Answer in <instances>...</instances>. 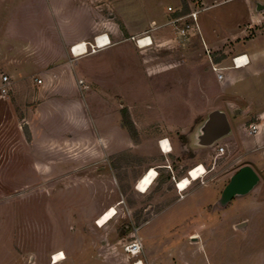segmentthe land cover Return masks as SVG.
Wrapping results in <instances>:
<instances>
[{
	"label": "rangeland",
	"instance_id": "1",
	"mask_svg": "<svg viewBox=\"0 0 264 264\" xmlns=\"http://www.w3.org/2000/svg\"><path fill=\"white\" fill-rule=\"evenodd\" d=\"M127 1L128 18L146 31L111 53L73 61L74 68L83 62L87 87L52 90L41 106L46 117L37 116L36 96L27 97L36 106L27 117L30 110L19 112L26 94L8 92L14 113L0 117V264H53L56 252L65 257L55 264H264V117L248 115L264 108V70L229 85L213 70L240 51L264 57V8L256 9L264 0ZM176 18L179 27L190 24L185 35L168 23ZM147 35L152 43L138 47L134 39ZM86 95L91 113L68 103ZM100 104L109 113L96 115ZM214 109L225 112L232 132L198 146L197 129ZM112 119L115 128L105 126ZM249 125L258 126L256 134ZM122 132L131 147L116 145ZM107 138L115 146L109 163L80 167L74 152L85 144L91 159ZM164 139L170 153L159 146ZM142 162L160 170L144 194L130 180ZM107 165L115 179L103 173ZM199 165L205 173L178 192L175 182ZM245 165L258 175L257 185L213 208ZM112 182L113 192L106 189ZM113 195L121 197L116 214L96 226L90 214ZM242 222L245 230L237 228ZM137 238L142 250L130 256L124 246Z\"/></svg>",
	"mask_w": 264,
	"mask_h": 264
},
{
	"label": "crops",
	"instance_id": "2",
	"mask_svg": "<svg viewBox=\"0 0 264 264\" xmlns=\"http://www.w3.org/2000/svg\"><path fill=\"white\" fill-rule=\"evenodd\" d=\"M2 10L9 11L3 13ZM129 10V1L127 0H0V87L2 86V76H8L7 93L1 94L0 92V99H3L0 102V117L8 114L12 116L14 113L12 100L8 96L9 91L19 97L26 94L25 98L22 97L25 103L19 112L22 113L21 109L26 108L30 110L28 113H31L27 117L33 116L36 106L31 104V98L36 96L37 116L46 117V108H41V106L43 107L46 97L52 90H64L75 85L81 91V88L87 87L81 78L85 74L83 62L81 61L76 68L72 67V62L83 60V58L98 52L111 53V49L114 51V47L126 42L131 35L144 33L146 26L130 20L126 14V11ZM259 33L246 40L245 43L255 41ZM97 37H99L98 43L103 40V45L96 46L94 44ZM107 40L109 43H106ZM77 44H84L86 48L84 54L78 55L75 54L74 50H71V47ZM90 46L94 47L95 50L91 51ZM234 55H245L248 62L240 67L230 66L232 59L227 60V63L221 66L216 63L217 67L222 69L221 83L229 85L237 79H245L264 70V57L258 53L240 51ZM29 94L32 96L31 98H27ZM69 99L68 103L71 106L76 105L77 110L83 113L86 108L85 110H89L91 113L90 105L93 104L88 95L83 97L85 102L77 99L72 103L73 98ZM97 107L101 108L96 109L99 112L96 115L100 116L103 112H108L107 107L105 108L101 104ZM44 114L45 116H43ZM248 115L262 119L264 108H257L254 113ZM113 119L111 123L105 124V126L112 125V128H115L112 123ZM26 124L31 138H33L29 119H27ZM117 135V146L122 145V148L132 146V140L123 132L122 135L118 133ZM81 138L84 140V137L81 136ZM82 140L80 144H82ZM83 145L74 152L75 159L80 161V167L101 163L104 162L103 160L108 162L115 153V146L112 145V140L109 138L104 142L102 140L101 148L94 150L98 153L94 157H90L91 159L88 158V155L92 154L93 149ZM149 168L156 172L160 171L156 164L147 162H142L134 167L132 174H130L134 190H136L135 181ZM107 172L115 179L111 165L104 167L103 173ZM165 172L172 173L173 171L165 167ZM114 182H112L113 185L108 184L106 189L113 192V186L116 184ZM120 201L121 197L117 198L113 195L99 204L90 215L98 218L103 212L110 207H115V204ZM246 226L247 224L241 229L245 230ZM137 239L140 241V238ZM138 261L143 264L141 259ZM147 264L150 263L147 261Z\"/></svg>",
	"mask_w": 264,
	"mask_h": 264
},
{
	"label": "water",
	"instance_id": "3",
	"mask_svg": "<svg viewBox=\"0 0 264 264\" xmlns=\"http://www.w3.org/2000/svg\"><path fill=\"white\" fill-rule=\"evenodd\" d=\"M264 6L256 3V9H263ZM230 125L224 111L214 109L210 111L202 124L198 127L194 136L195 144L198 146H210L217 140L230 134ZM259 177L248 165L238 168L224 185L219 197L216 199L213 208L223 209L228 203L238 197L247 195L257 185ZM245 226L242 222L237 225L241 229Z\"/></svg>",
	"mask_w": 264,
	"mask_h": 264
},
{
	"label": "bare ground",
	"instance_id": "4",
	"mask_svg": "<svg viewBox=\"0 0 264 264\" xmlns=\"http://www.w3.org/2000/svg\"><path fill=\"white\" fill-rule=\"evenodd\" d=\"M103 41V40H102ZM102 41H99V46L103 45ZM149 43V38H145L143 40H140V46L146 45ZM85 51L84 44H79L77 47L74 48L75 54H81ZM247 61V57L245 55H242L239 59H237V67L245 65ZM160 148L163 151V153H170L172 148L168 142V140L164 139L161 140ZM205 173V169L202 165H199L193 169L190 170L189 173H187V177H182L179 180H177L176 183V189L179 192H182L186 190L192 181L197 180ZM157 173L154 169H150L148 172L146 171L137 181L136 184V190L140 193H145L149 187L152 185L154 180L156 179ZM116 208L110 207L105 212H103L98 218H96L95 225L98 227L104 226L115 214H116ZM63 252H56L52 256V263H58L60 260L64 259ZM135 264H141V262H135Z\"/></svg>",
	"mask_w": 264,
	"mask_h": 264
},
{
	"label": "built area",
	"instance_id": "5",
	"mask_svg": "<svg viewBox=\"0 0 264 264\" xmlns=\"http://www.w3.org/2000/svg\"><path fill=\"white\" fill-rule=\"evenodd\" d=\"M188 16L190 17V24H191V22H193L195 19H196V12H190L189 14H188ZM180 18H176V19H172L171 21H169L168 23H170V24H172V25H174L177 29H178V31L180 32V34L181 35H185V32L188 30V28L190 27V24L189 23H184L183 25H181L180 27L179 26H177L176 24H175V22H177L178 20H179ZM179 27V28H178ZM133 39H134V37H132ZM145 38H149V43L148 44H146V45H142V46H140V40H143V39H145ZM98 39H99V37H97V38H95V45L96 46H98ZM135 40V43L137 44V46L138 47H146V46H148V45H150L151 43H152V41H151V38H150V36H142V37H140V38H136V39H134ZM106 43H109V41L107 40L106 41ZM79 44H77V45H74V46H72L71 47V50L73 51L74 50V48L75 47H77ZM91 47V51H94L95 49H94V47H92V46H90ZM86 52V48H85V51L83 52V53H81V54H78V55H82V54H84ZM242 55H239V56H235V57H233L232 58V62H233V65H234V67H237V59H239L240 57H241ZM248 62V59H247V61H246V63ZM245 63V64H246ZM213 70L216 72V77H217V79H222V72H221V68H216V67H213ZM37 82H39V81H37ZM81 83V82H80ZM7 85H8V76H6V75H3L2 76V86L0 87V92H1V94H6L7 93ZM257 125H250L249 126V133L250 134H256L257 133ZM160 143H161V140L159 141V145H160ZM219 151H223V148L222 147H220L219 148ZM190 172V170L187 172V173H189ZM175 185H176V183H175ZM179 192V191H178ZM141 250H142V244H141V242L139 241V239H135V240H133V241H131V242H129L127 245H125L124 246V251L128 254V255H130V256H134V255H136V254H138V253H140L141 252ZM133 264H135V262L133 263Z\"/></svg>",
	"mask_w": 264,
	"mask_h": 264
},
{
	"label": "flooded vegetation",
	"instance_id": "6",
	"mask_svg": "<svg viewBox=\"0 0 264 264\" xmlns=\"http://www.w3.org/2000/svg\"><path fill=\"white\" fill-rule=\"evenodd\" d=\"M227 120H228V118H227ZM229 122V121H228ZM230 125V124H229ZM250 126V125H249ZM230 129H231V125H230ZM232 131H230V133H231ZM228 182V181H227Z\"/></svg>",
	"mask_w": 264,
	"mask_h": 264
}]
</instances>
